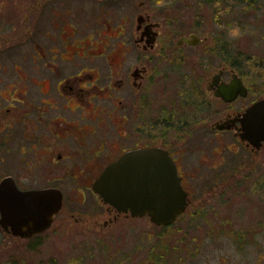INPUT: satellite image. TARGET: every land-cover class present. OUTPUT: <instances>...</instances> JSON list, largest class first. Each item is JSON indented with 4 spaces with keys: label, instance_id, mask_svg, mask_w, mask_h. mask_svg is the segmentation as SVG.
<instances>
[{
    "label": "flooded vegetation",
    "instance_id": "af4514ba",
    "mask_svg": "<svg viewBox=\"0 0 264 264\" xmlns=\"http://www.w3.org/2000/svg\"><path fill=\"white\" fill-rule=\"evenodd\" d=\"M161 1L0 0V181L61 195L43 232L22 237L0 226L7 264L11 239L28 251L49 234L65 235V246L85 240L83 264H109L108 241L145 219L175 236L182 263L198 253L192 228L212 235L215 249L249 254L253 245L264 263V141L241 137L243 113L264 96V73L235 60L260 50H231L236 18H181ZM242 1L250 15L263 10L264 0ZM245 22L263 42L264 18ZM152 149L173 161L186 193L168 224L151 220L155 209L132 214L93 190L109 164ZM130 170L121 177L139 179Z\"/></svg>",
    "mask_w": 264,
    "mask_h": 264
},
{
    "label": "rangeland",
    "instance_id": "374dc122",
    "mask_svg": "<svg viewBox=\"0 0 264 264\" xmlns=\"http://www.w3.org/2000/svg\"><path fill=\"white\" fill-rule=\"evenodd\" d=\"M199 2L200 0H170L164 3L163 0L160 4L169 3L180 12L181 18L196 20L201 11L204 14V18L208 19L227 20L236 18L239 21L235 27H231L234 33L233 37H230L233 40L235 39V48H231V50L233 52L260 50L258 54H261L259 55L261 57H236V64L241 66L245 64L253 71L264 73V40L260 42L261 39L255 36L254 29L256 27L248 26L245 22L250 18H264V7L262 6L263 10L252 11L253 14L250 15L248 12H250L251 6L247 5L246 1L234 0L229 2L220 0L215 2L211 0L209 3H204V10L203 8L202 10L200 9ZM256 2L260 5L263 0H256ZM218 28L227 29V26L221 25ZM257 34H259L258 31ZM225 46L226 42H221V50H227ZM209 204L212 205V203ZM178 224L179 222L176 225ZM128 227L132 228L131 233L124 231L125 234H117L115 239L107 243L108 247H106L105 252L108 256V261L110 259L112 264H264L258 260L260 252L253 245L249 254L247 251L245 253L237 250L233 251L226 244L220 243L219 247L221 249H215L212 235L204 234L193 228L189 237L193 239L192 243L199 248L197 249L198 253L182 263L179 260L182 257L180 254L181 247L174 235H161L156 228H152L151 225L147 224L146 219L145 221L140 220L132 227ZM63 236L65 235L55 236L49 234L44 241H39L42 244L41 246L28 251L22 248V243L11 239V264H83L85 259L82 244L85 240L76 237L73 241L67 240L73 245L65 246L63 244L66 239H62ZM219 238L220 241L225 240L224 237ZM0 243L4 244L0 248V264H7V236L3 233H0ZM223 254L224 256L221 257L220 255ZM227 254H231L230 259L225 256Z\"/></svg>",
    "mask_w": 264,
    "mask_h": 264
},
{
    "label": "water",
    "instance_id": "95a60500",
    "mask_svg": "<svg viewBox=\"0 0 264 264\" xmlns=\"http://www.w3.org/2000/svg\"><path fill=\"white\" fill-rule=\"evenodd\" d=\"M241 137L254 145L264 141V96L246 109L241 118ZM151 153V154H150ZM137 150L109 164L96 179L93 190L102 200L119 209L129 208L132 214L141 215L155 209L157 215L151 220L156 224L172 222L183 210L186 193L179 184L173 161L161 152ZM150 168L148 158H153ZM167 158V159H166ZM164 162V165L161 163ZM130 170L139 179L121 177L122 171ZM163 169V176L159 174ZM145 176H142L144 175ZM166 204V205H165ZM61 206V195L51 189L19 190L10 185L7 178L0 181V226L22 237L43 232L51 223ZM170 206V207H169Z\"/></svg>",
    "mask_w": 264,
    "mask_h": 264
}]
</instances>
